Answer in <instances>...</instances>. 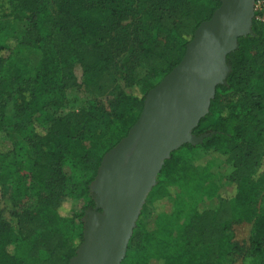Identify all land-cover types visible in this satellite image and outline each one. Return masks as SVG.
Wrapping results in <instances>:
<instances>
[{
  "label": "trees",
  "instance_id": "trees-1",
  "mask_svg": "<svg viewBox=\"0 0 264 264\" xmlns=\"http://www.w3.org/2000/svg\"><path fill=\"white\" fill-rule=\"evenodd\" d=\"M51 4L53 17L43 35L34 1L0 0V19L26 22L18 44L43 51L31 79L26 65L13 60L14 50L10 56L2 55L8 47L0 31V134L6 138L11 129L20 132L5 114L13 83L19 111L32 119L45 110L48 95L97 81L117 55H125L118 70L122 87L117 96L125 111L109 117L103 133L81 109L55 117L33 134L25 156V179L34 187V204L11 211L13 223L0 221V264H67L75 255L82 234L74 236L67 229L81 226L84 212L64 216L60 208L68 197H86V209L94 206L89 185L103 155L127 135L147 92L181 61L194 31L210 19L220 0H51ZM140 4L145 15L139 21L140 35H118L126 17L138 16L135 6ZM255 16L253 35L239 37L237 48L226 55L230 72L216 86L207 114L192 129L195 136H207L200 144H183L164 161L133 229L132 237L138 232L139 242L132 250L127 247L122 264H223L234 248L228 234L234 222L252 223L253 255L264 260V211L257 208L261 181L253 177L264 159V23ZM140 69L151 74L154 84L136 96L129 90ZM198 150L206 155L195 157ZM218 159L230 168L226 177L230 190L182 200L192 185H208L215 178ZM68 162L74 172L69 190L64 172ZM149 203L161 208L145 216Z\"/></svg>",
  "mask_w": 264,
  "mask_h": 264
},
{
  "label": "water",
  "instance_id": "water-1",
  "mask_svg": "<svg viewBox=\"0 0 264 264\" xmlns=\"http://www.w3.org/2000/svg\"><path fill=\"white\" fill-rule=\"evenodd\" d=\"M255 0H220L186 45L181 61L145 95L127 135L106 152L89 185L93 209L82 217V241L67 264H121L156 177L183 144L207 135L192 129L204 117L217 85L230 72L226 55L237 39L253 35Z\"/></svg>",
  "mask_w": 264,
  "mask_h": 264
},
{
  "label": "rangeland",
  "instance_id": "rangeland-1",
  "mask_svg": "<svg viewBox=\"0 0 264 264\" xmlns=\"http://www.w3.org/2000/svg\"><path fill=\"white\" fill-rule=\"evenodd\" d=\"M31 1H34L39 7L38 27L42 34L46 35L49 31V22L54 12L51 0ZM135 7H138L135 8L138 11V16L126 17V19L121 22V27L117 29L118 35L125 34L130 37L134 34L140 35L141 23H139V21L142 22L145 15H143L142 4ZM106 12L107 11H104V13ZM140 15H142V17H140ZM125 26H128L126 31L124 30ZM25 28L26 22L22 20H12L9 18L0 19V31L3 37H5V39H3L8 47L7 51H4L2 55L7 57L10 51L14 50L15 54L13 60H20L22 65H26L27 77L32 79L34 70L42 58L43 51L35 46H20L18 44L23 36ZM124 57L125 55L115 56L114 64L108 66L103 71L100 79L92 83H81V70L77 68L75 75L77 80L81 83L79 87L63 91L57 90L54 92L53 96L48 95L46 97L45 110H43L41 114L32 117V119H29V117L19 111L18 105L20 103V98L17 95L16 85L14 83L12 84L14 92L11 94L10 98H8L5 114L12 124L19 125L20 132L18 133L14 129H11L8 131L6 138L0 134V221L13 223L14 218L10 216L11 211H16L20 208H31L34 204V187L25 179V173L28 171V163L25 156L28 155L27 152L32 146L33 134L40 131L38 128L46 127L49 124L48 122L52 121L57 116H61L70 111L84 109L90 113V121L96 131L103 133L109 123V117L121 116L124 113L125 108L117 99L122 87V84L118 81V70ZM153 82L154 79L151 74L144 69H140L136 75V84L133 88H130L129 93L140 96L153 86ZM204 155H206V153L202 150H198L195 153V157H204ZM216 162L218 164V172L215 178L208 185H192L186 194L181 197L182 200L198 199L202 196L211 198L219 192L226 193L230 190L229 187H231V185H228V181L226 180L230 168L227 163L221 159L216 160ZM64 172L68 179L66 189L68 188L69 190L72 188L74 181L73 165L70 162L66 163ZM253 177L261 181V195L257 204L258 211L261 212L264 211V159L261 160L259 166L254 170ZM87 203L88 199L86 197L74 199L68 197L60 208V213L64 216H69L72 213L81 214L88 211V209H86ZM153 203H149L145 206V216L151 214L154 209L161 208L159 203ZM184 225L185 220L183 219L176 230L177 235L181 234ZM67 232L74 236L79 233L82 234L83 223L81 226H75L72 231L67 229ZM251 232L252 223L234 222L231 224L228 234L231 236L234 248L223 258V264H264V260H256L253 255L254 248L250 242ZM139 239V233L136 232L128 243L131 250L135 248ZM263 246L264 242L262 243V247Z\"/></svg>",
  "mask_w": 264,
  "mask_h": 264
},
{
  "label": "built area",
  "instance_id": "built-area-1",
  "mask_svg": "<svg viewBox=\"0 0 264 264\" xmlns=\"http://www.w3.org/2000/svg\"><path fill=\"white\" fill-rule=\"evenodd\" d=\"M253 10L254 14H256L255 19L259 22L264 23V1L255 0Z\"/></svg>",
  "mask_w": 264,
  "mask_h": 264
},
{
  "label": "flooded vegetation",
  "instance_id": "flooded-vegetation-1",
  "mask_svg": "<svg viewBox=\"0 0 264 264\" xmlns=\"http://www.w3.org/2000/svg\"><path fill=\"white\" fill-rule=\"evenodd\" d=\"M93 209V207L92 208H90V209H88V210H92Z\"/></svg>",
  "mask_w": 264,
  "mask_h": 264
}]
</instances>
